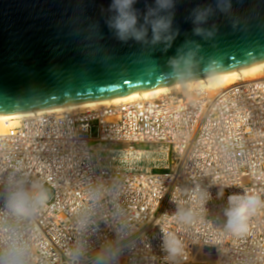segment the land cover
Returning <instances> with one entry per match:
<instances>
[{
  "label": "built area",
  "instance_id": "obj_1",
  "mask_svg": "<svg viewBox=\"0 0 264 264\" xmlns=\"http://www.w3.org/2000/svg\"><path fill=\"white\" fill-rule=\"evenodd\" d=\"M196 99L181 94L136 101L123 106L115 121L108 119L117 116L115 107L34 115L0 133V177L19 166L53 192L35 225L38 251L52 253L48 264H64L74 239L73 213L98 178L118 180L128 212H138L133 217L147 239L131 264H166L161 231L184 241L176 264H264V208L250 217L242 236L226 232L220 215L230 194L256 192L264 198V78ZM102 143H158L168 148V163L161 171L100 165L95 147ZM220 188L223 199L217 198ZM202 189L212 197L207 212L200 208ZM176 204L195 208L196 222L177 223ZM100 228L107 234L106 224Z\"/></svg>",
  "mask_w": 264,
  "mask_h": 264
},
{
  "label": "water",
  "instance_id": "obj_2",
  "mask_svg": "<svg viewBox=\"0 0 264 264\" xmlns=\"http://www.w3.org/2000/svg\"><path fill=\"white\" fill-rule=\"evenodd\" d=\"M111 0H0V115L137 94L179 83L168 79L167 57L191 35L186 17L197 4L179 0L181 29L173 47L152 52L122 43L105 24ZM138 0L136 8L144 10ZM235 17L213 18L219 32L200 41L215 71L187 81L264 63V0H233ZM233 21L236 26L233 27ZM185 82V81H183Z\"/></svg>",
  "mask_w": 264,
  "mask_h": 264
},
{
  "label": "clouds",
  "instance_id": "obj_3",
  "mask_svg": "<svg viewBox=\"0 0 264 264\" xmlns=\"http://www.w3.org/2000/svg\"><path fill=\"white\" fill-rule=\"evenodd\" d=\"M137 2L111 0L105 9V24L122 43L134 41L152 52L159 48L167 53L181 34L176 23L179 0L146 2L143 11L135 7ZM218 14L235 17L233 0H212L191 8L186 20L192 25L191 35L199 39L186 38L175 54L167 57L168 79L183 82L215 71V61L206 62L200 41L215 40L219 26L213 18ZM224 189L217 192L218 199H223ZM198 191L200 208L207 212L211 194L207 189ZM123 196L118 180L98 178L86 187L83 202L73 213L74 239L64 251V264H131L147 238L141 232L140 222L128 212ZM52 197L46 181L19 166L0 177V264H48L52 253L38 251L35 225ZM262 208L264 198L260 193L228 195L226 206L220 211L223 229L234 236L246 234L250 217ZM172 215L177 223L190 226L196 222L198 212L191 206L176 204ZM101 223L107 225V234H101ZM161 232L166 264H176L177 258L184 255V241L176 233ZM94 236L98 237L95 244Z\"/></svg>",
  "mask_w": 264,
  "mask_h": 264
},
{
  "label": "bare ground",
  "instance_id": "obj_4",
  "mask_svg": "<svg viewBox=\"0 0 264 264\" xmlns=\"http://www.w3.org/2000/svg\"><path fill=\"white\" fill-rule=\"evenodd\" d=\"M257 78H264V63L213 77L179 82L132 95L113 97V98L96 100L87 103L66 105V106L49 108V109H40L30 112H20L14 114L0 115V133H7L10 130L13 131L17 129L21 124L15 128L13 127L18 125L20 122L22 123V121L34 115L61 113L68 111L70 112H79L85 110L91 111L98 107H106L107 110H110V108H114V107L117 108L118 109L117 116L111 115L108 117L109 120L115 121L117 120V118L119 119V117L122 115L123 110L121 109L123 106H127V104H131L136 101H144L148 99H161L162 97L165 96H170V95L178 96L181 94L185 95L186 98H188V100L191 99L193 100V98H197L196 101H203L205 97H211V98L216 97L218 92L222 91V89H225L226 87L230 88L231 86L237 84L238 82H242V81L248 82ZM185 90L187 91L186 92L187 94L183 93ZM149 145H154V147H158L156 145H160V144L149 143L146 145L141 144L136 147H129L128 143H123V144L102 143L95 147L96 148L95 157L100 165H107L116 168H125L126 167L125 164H129L128 167L145 168V166L141 165L143 164L145 158L147 160L148 159L150 160L154 157L155 154L154 148L149 150L142 148L144 146H149ZM130 212H131L130 213L131 217L137 221V219L133 217V214H137L138 212L132 210ZM71 226L73 227L74 224L72 223Z\"/></svg>",
  "mask_w": 264,
  "mask_h": 264
},
{
  "label": "rangeland",
  "instance_id": "obj_5",
  "mask_svg": "<svg viewBox=\"0 0 264 264\" xmlns=\"http://www.w3.org/2000/svg\"><path fill=\"white\" fill-rule=\"evenodd\" d=\"M186 92L187 91L185 90L183 93H186ZM20 124H21V122L18 125L14 126L13 128L19 126ZM156 146H158V147H154V145H149V146L142 147V148L148 149V150L154 148L155 149V154H154V157L152 159H150V160L149 159L147 160L145 158V160L143 161V164H141V165L145 166V168H148V169H153L155 171H161V170H164L165 166L167 165V159H168L167 153H168V150H167L166 146H163V147L161 145H156ZM144 163H145V165H144ZM125 165H126V167L129 166V164H125Z\"/></svg>",
  "mask_w": 264,
  "mask_h": 264
}]
</instances>
